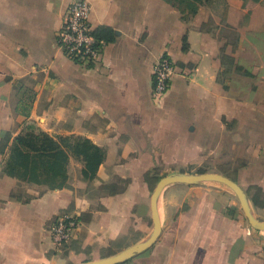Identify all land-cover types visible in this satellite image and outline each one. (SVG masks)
Segmentation results:
<instances>
[{
  "label": "crops",
  "instance_id": "1",
  "mask_svg": "<svg viewBox=\"0 0 264 264\" xmlns=\"http://www.w3.org/2000/svg\"><path fill=\"white\" fill-rule=\"evenodd\" d=\"M70 1L0 0V264H83L147 240L155 178L191 167L236 181L261 220L264 0H202L194 12L181 0H88L102 41L88 66L58 46ZM161 55L177 73L156 97ZM32 125L57 145L80 136L104 148L95 179L74 158L62 189L7 175L10 146ZM64 213L80 223L58 246ZM158 214L156 242L119 264H264V231L224 185L170 184Z\"/></svg>",
  "mask_w": 264,
  "mask_h": 264
},
{
  "label": "trees",
  "instance_id": "2",
  "mask_svg": "<svg viewBox=\"0 0 264 264\" xmlns=\"http://www.w3.org/2000/svg\"><path fill=\"white\" fill-rule=\"evenodd\" d=\"M200 1L202 0H181V2H188L187 5L192 12L195 11L193 7L195 2ZM32 127L31 139L19 136L10 146L3 169L7 175L26 183L46 186L49 190L62 189L68 186V166L71 158H74L83 165L81 170L83 179L88 181L95 179L106 158L104 148L96 145L90 139L80 136L60 137V145H57V141L49 139L42 132L36 131L34 125ZM197 172L206 171L200 168ZM150 174L151 172L146 173V181H148ZM261 204L263 205L264 201Z\"/></svg>",
  "mask_w": 264,
  "mask_h": 264
},
{
  "label": "built area",
  "instance_id": "3",
  "mask_svg": "<svg viewBox=\"0 0 264 264\" xmlns=\"http://www.w3.org/2000/svg\"><path fill=\"white\" fill-rule=\"evenodd\" d=\"M91 10L88 0H71L57 35L58 46L65 56L85 66L96 64L102 49V41L95 36L90 23ZM153 73L155 95L161 96L169 88L170 80L177 73V66L169 56L161 55L154 65ZM79 223V217L75 214L60 215L52 228L54 242L58 246L68 243Z\"/></svg>",
  "mask_w": 264,
  "mask_h": 264
},
{
  "label": "water",
  "instance_id": "4",
  "mask_svg": "<svg viewBox=\"0 0 264 264\" xmlns=\"http://www.w3.org/2000/svg\"><path fill=\"white\" fill-rule=\"evenodd\" d=\"M183 183L188 185H198L205 183H219L230 189L238 198L241 208L249 224L256 230L264 231V221L256 217L252 204L244 189L231 178L218 173H173L164 176L157 182L151 195V211L153 219V231L150 237L138 244H135L120 253L101 260L87 262L83 264H119L123 263L137 254L151 247L161 233V221L158 214V200L162 191L170 184Z\"/></svg>",
  "mask_w": 264,
  "mask_h": 264
},
{
  "label": "rangeland",
  "instance_id": "5",
  "mask_svg": "<svg viewBox=\"0 0 264 264\" xmlns=\"http://www.w3.org/2000/svg\"><path fill=\"white\" fill-rule=\"evenodd\" d=\"M192 168H194V167H191L190 169H188L187 171L188 172H185V173H199V172H197V171H199V169L198 168H196L194 171H191V170H193ZM202 169V168H201ZM205 170V169H204ZM206 171V170H205ZM172 172H174V171H172V170H167V171H165V172H163V171H161V170H159V173L162 175L163 173L164 174H170V173H172ZM158 173V174H159ZM204 173V172H203ZM159 174V175H160ZM161 176H158V177H156L155 178V181L153 182V185H154V187L156 186V184H157V182L159 181V179L158 178H160ZM262 219L261 220H263L264 221V214H263V216L261 217Z\"/></svg>",
  "mask_w": 264,
  "mask_h": 264
}]
</instances>
